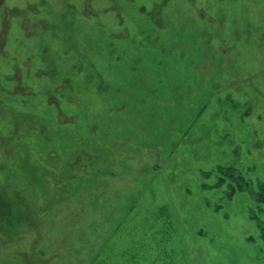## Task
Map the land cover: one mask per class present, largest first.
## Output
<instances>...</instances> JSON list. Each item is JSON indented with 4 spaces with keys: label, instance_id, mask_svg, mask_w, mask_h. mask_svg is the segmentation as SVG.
Returning <instances> with one entry per match:
<instances>
[{
    "label": "rangeland",
    "instance_id": "1",
    "mask_svg": "<svg viewBox=\"0 0 264 264\" xmlns=\"http://www.w3.org/2000/svg\"><path fill=\"white\" fill-rule=\"evenodd\" d=\"M0 264H264V0H0Z\"/></svg>",
    "mask_w": 264,
    "mask_h": 264
}]
</instances>
